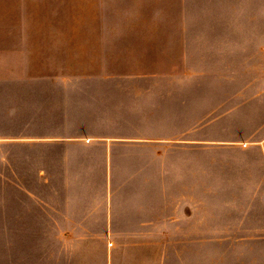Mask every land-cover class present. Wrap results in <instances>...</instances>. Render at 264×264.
<instances>
[{
	"label": "crops",
	"instance_id": "obj_1",
	"mask_svg": "<svg viewBox=\"0 0 264 264\" xmlns=\"http://www.w3.org/2000/svg\"><path fill=\"white\" fill-rule=\"evenodd\" d=\"M183 5L0 0V264H162L164 237L229 224L260 239L264 139L211 137L225 50L191 44Z\"/></svg>",
	"mask_w": 264,
	"mask_h": 264
},
{
	"label": "rangeland",
	"instance_id": "obj_2",
	"mask_svg": "<svg viewBox=\"0 0 264 264\" xmlns=\"http://www.w3.org/2000/svg\"><path fill=\"white\" fill-rule=\"evenodd\" d=\"M183 6L191 44L225 50L222 83L212 86L211 93L227 96L226 129L211 137L237 141L224 147L264 139V113H258L257 103L249 100L264 88V0H184ZM235 94L243 96L235 98ZM236 106L242 107L235 111ZM7 155H11L10 149L3 150V156ZM210 158L217 160L218 154L211 153ZM221 160L234 166L235 157L230 153L221 152ZM7 167L3 165L4 172ZM226 230L227 235L220 236L219 230L208 229L205 237L201 233L196 237L193 246L167 244L172 239L164 237L162 264H264V233L256 239L236 234L233 224Z\"/></svg>",
	"mask_w": 264,
	"mask_h": 264
}]
</instances>
